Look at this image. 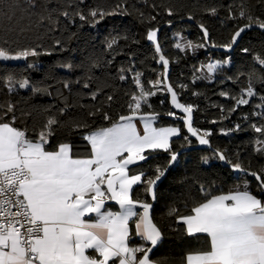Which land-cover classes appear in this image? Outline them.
Here are the masks:
<instances>
[{
    "label": "trees",
    "instance_id": "trees-1",
    "mask_svg": "<svg viewBox=\"0 0 264 264\" xmlns=\"http://www.w3.org/2000/svg\"><path fill=\"white\" fill-rule=\"evenodd\" d=\"M32 2L34 8L29 0H0V47L11 52L35 48L39 53L22 61H0V122H10L15 116L14 126L26 129L34 139L49 116H55L67 126H53L54 135L47 146L68 143L74 155H87L90 149L84 136L89 131L131 114L129 103L139 93L134 83L139 73L144 88L156 92L148 98L151 107L143 105L141 112L157 114L158 127L179 128V135L170 139L171 151L177 153L175 162L169 164L171 152L157 149L148 154L147 160L130 166L147 177H154L157 166L166 169L155 187V200L146 193V185H136L132 191V198L152 205L151 218L163 233V243L154 249L152 260L185 264L186 254L208 249L206 236L188 237L184 226L177 223L179 216L191 214V209L204 201L202 188L217 195L237 187L242 190L247 182L249 190L264 199L259 181L251 175L264 171V154L256 151L257 141L264 140V136L253 128L264 127V66L256 59H264V29L257 26V18L264 22V0ZM92 10L106 15L103 19L99 15L93 18L89 15ZM65 12L68 16L63 15ZM77 13L87 19L81 20ZM248 16L253 18L252 27L245 28L232 44L234 33L249 23ZM201 25L207 29L206 39ZM150 28L157 30L160 53L146 38ZM113 39L116 43L109 48ZM189 41L193 47H175L177 42ZM229 44L230 48L225 47ZM159 55L169 61L167 82L177 92L178 100L193 106V128L211 132L206 137L208 145H199L189 134L183 120L177 118L182 112L170 104L167 91L161 85L153 86L162 67ZM211 58L227 59L228 63H220L209 76L202 64ZM69 64L71 69L65 67ZM23 79L29 81V87L21 89L18 81ZM249 85L256 95H245L249 103L237 105L234 98H240ZM222 92L227 95L222 96ZM93 93L96 99H92ZM61 109L65 110L63 115ZM170 111L175 116L167 115ZM104 113L109 120L103 118ZM69 122L87 127L73 128ZM217 151L224 153L230 163L218 160L214 155ZM205 157L209 158L207 164ZM237 163L243 171L234 173L231 167ZM107 204L116 208L113 203ZM172 210H176L174 214H170ZM141 243L133 233L129 245Z\"/></svg>",
    "mask_w": 264,
    "mask_h": 264
},
{
    "label": "snow or ice",
    "instance_id": "snow-or-ice-1",
    "mask_svg": "<svg viewBox=\"0 0 264 264\" xmlns=\"http://www.w3.org/2000/svg\"><path fill=\"white\" fill-rule=\"evenodd\" d=\"M29 2L33 8L36 6L32 0ZM211 12L215 14V9ZM63 15L68 16V13ZM77 15L81 20L87 19L80 13ZM89 15L103 19L106 13L92 10ZM244 15L242 11L241 17ZM247 19L249 23L232 36V44L245 28L252 27L253 18L248 16ZM257 26L264 29V22L259 18ZM201 28L206 39L207 29L203 25ZM146 38L160 53L157 30L150 28ZM115 43L113 39L108 47ZM175 47L184 50L193 45L190 41L177 42ZM225 47L230 48L231 44ZM37 55L35 48L13 53L0 47V61ZM256 59L264 66V59ZM160 62L165 69L162 76L166 82L169 61L160 55ZM220 66V62H216L205 67L211 76ZM65 67L71 69L72 65ZM139 77L137 73L134 83L139 93L134 94L129 103L131 114L121 116L110 127L89 131L84 136L91 148L87 158H74L67 143L59 144L55 150L46 149L49 137L54 135L53 126H67L55 116H49L35 139L29 137L26 129L14 126L15 116L10 122H0V264H159L150 257L163 243V233L151 218L152 205L133 199L132 191L136 185H146V193L155 200V187L166 169L157 166L154 177H147L146 173H137L130 166L147 160L148 154L157 149L171 152L169 164L175 162L177 153L171 151L170 139L179 135V129L155 127L158 115L141 112L143 105L151 107L148 98L156 92L146 90ZM9 83H12L11 77ZM161 83L157 80L153 86L159 88ZM18 85L21 89L29 87V81L23 79ZM65 87L69 85L65 83ZM166 91L171 94L175 109L185 114L177 118L183 120L187 131L197 137L201 145L209 144L206 137L211 132L201 134L192 126L193 106L179 102L171 85H166ZM221 95L227 94L222 92ZM245 95H256L251 85L240 98H234L237 105L249 103L243 98ZM92 99H96L95 93ZM261 100L264 101V96ZM11 111L12 106H9L8 112ZM64 111L61 109L60 115ZM4 115L7 116V112ZM167 115L175 116V113L170 111ZM103 118L110 119L107 113ZM136 120L143 122V134L137 129ZM69 124L77 129L87 127L76 122ZM236 127L238 129L239 125ZM253 128L264 136V127L253 125ZM184 139L187 141L188 137ZM257 144L256 151L264 154V140H258ZM214 155L230 163L224 153L217 151ZM208 162L209 158L205 157L204 163ZM233 168L243 171L239 163ZM251 175L259 181L260 193L264 195V171ZM201 192L204 201L193 207L191 214L179 216L177 223L184 226L188 237L206 236L208 250L186 254L185 264H264V199L253 194L247 182L242 190L237 187L228 193L213 195L202 188ZM109 201L114 202L118 210L107 207ZM133 233L143 243L130 246Z\"/></svg>",
    "mask_w": 264,
    "mask_h": 264
},
{
    "label": "rangeland",
    "instance_id": "rangeland-1",
    "mask_svg": "<svg viewBox=\"0 0 264 264\" xmlns=\"http://www.w3.org/2000/svg\"><path fill=\"white\" fill-rule=\"evenodd\" d=\"M155 30V29H154ZM154 45V44H153ZM155 47V46H154ZM13 53H15V52H13ZM28 58H32V56H29ZM166 59V58H165ZM22 60H24V59H21V60H7L8 62H17V61H22ZM225 61H228L227 59H224V60H222V59H214V58H211V59H208L204 64H202V68H204L206 71H207V69H206V65L207 64H209V63H216V62H220V63H224ZM159 62H160V55H159ZM161 63V62H160ZM228 63V62H227ZM227 63H224V64H227ZM167 70H168V68H167ZM165 72V69L163 68V65H162V67H161V71H160V76L155 80V82L157 81V80H161L162 81V83H161V86H162V88L163 89H165L166 90V85H169L168 84V82H167V79H166V82L163 80V76H162V74ZM168 93V92H167ZM168 98H169V102H170V104H171V94L170 93H168ZM180 102V101H179ZM172 105V104H171ZM187 105V104H186ZM173 106V105H172ZM174 107V106H173ZM175 108V107H174ZM176 110H178V109H176ZM178 111H180V110H178ZM181 112V111H180ZM185 114L184 113H182V115H181V117L182 116H184ZM186 130H187V128H186ZM201 134H203V132H201V131H199ZM190 134V133H189ZM191 135V134H190ZM196 139H197V137H195ZM197 142H198V144L199 145H201L200 143H199V140L197 139ZM208 145V144H207ZM232 168V170H233V172L234 173H239V172H242V171H238V170H235L234 168H233V166L231 167Z\"/></svg>",
    "mask_w": 264,
    "mask_h": 264
},
{
    "label": "crops",
    "instance_id": "crops-1",
    "mask_svg": "<svg viewBox=\"0 0 264 264\" xmlns=\"http://www.w3.org/2000/svg\"><path fill=\"white\" fill-rule=\"evenodd\" d=\"M130 115V114H129ZM119 121V119L116 121V122H118ZM116 122H114V123H116ZM135 123H136V126H137V129L141 132V134H143V122L142 121H140V120H136L135 121ZM113 124V123H112ZM111 124V125H112ZM111 125H109V126H107V127H110ZM153 126H155V127H158V126H156L155 125V122H154V125ZM160 127H176V128H178L177 126H174V125H165V126H160ZM185 128H186V126H185ZM179 129V128H178ZM173 137H175V136H173ZM173 137H171V139L173 138ZM35 139V138H34ZM68 144V143H67ZM58 146V145H57ZM56 146V147H57ZM56 147L55 148H49L48 146H46V149L47 150H49V151H51V150H55L56 149ZM89 149H90V151H91V148H90V145H89ZM90 151H89V154H90ZM89 154H87V155H74L73 153H72V155H73V157L74 158H87L88 156H89ZM228 193V192H227ZM217 195H219V194H217ZM134 199V198H133ZM135 200H137V199H135ZM142 202V201H141ZM108 203H113L114 204V202H111V201H109ZM202 203V202H201ZM115 205V204H114ZM107 207H110V206H108V204L106 205ZM116 206V208H112L114 211L115 210H118V206L117 205H115ZM197 206V205H196ZM139 211H142V209H138ZM150 215H151V209H150ZM208 250V249H207ZM195 253V252H194ZM110 264H113V262H110Z\"/></svg>",
    "mask_w": 264,
    "mask_h": 264
}]
</instances>
